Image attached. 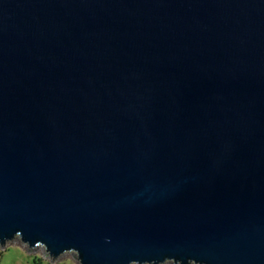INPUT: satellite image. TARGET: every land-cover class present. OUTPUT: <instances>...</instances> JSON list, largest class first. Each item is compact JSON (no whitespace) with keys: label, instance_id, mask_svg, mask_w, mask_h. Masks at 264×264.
I'll return each mask as SVG.
<instances>
[{"label":"water","instance_id":"1","mask_svg":"<svg viewBox=\"0 0 264 264\" xmlns=\"http://www.w3.org/2000/svg\"><path fill=\"white\" fill-rule=\"evenodd\" d=\"M10 244L264 264V0H0Z\"/></svg>","mask_w":264,"mask_h":264},{"label":"rangeland","instance_id":"2","mask_svg":"<svg viewBox=\"0 0 264 264\" xmlns=\"http://www.w3.org/2000/svg\"><path fill=\"white\" fill-rule=\"evenodd\" d=\"M42 259V264H52L42 257V252L29 253L19 244H10L5 249L0 248V264H36L35 258ZM55 264H80L74 255H65Z\"/></svg>","mask_w":264,"mask_h":264},{"label":"trees","instance_id":"3","mask_svg":"<svg viewBox=\"0 0 264 264\" xmlns=\"http://www.w3.org/2000/svg\"><path fill=\"white\" fill-rule=\"evenodd\" d=\"M35 263L36 264H42V259H40V258H35Z\"/></svg>","mask_w":264,"mask_h":264}]
</instances>
